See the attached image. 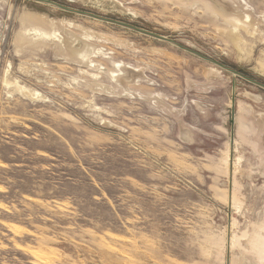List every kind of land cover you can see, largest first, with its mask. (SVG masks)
<instances>
[{
    "label": "rangeland",
    "instance_id": "rangeland-1",
    "mask_svg": "<svg viewBox=\"0 0 264 264\" xmlns=\"http://www.w3.org/2000/svg\"><path fill=\"white\" fill-rule=\"evenodd\" d=\"M0 264H264V0H0Z\"/></svg>",
    "mask_w": 264,
    "mask_h": 264
},
{
    "label": "bare ground",
    "instance_id": "bare-ground-1",
    "mask_svg": "<svg viewBox=\"0 0 264 264\" xmlns=\"http://www.w3.org/2000/svg\"><path fill=\"white\" fill-rule=\"evenodd\" d=\"M75 40V39H74ZM77 43V42H76ZM71 44V43H70ZM66 45V44H65ZM68 45H69V43H68ZM73 47V46H72ZM75 49V48H74ZM74 49H72V51H74ZM84 50V48H79V49H77L76 48V50H75V54H80L82 51ZM131 71V70H130ZM124 79V78H123ZM122 82V81H121ZM127 83V82H126Z\"/></svg>",
    "mask_w": 264,
    "mask_h": 264
},
{
    "label": "trees",
    "instance_id": "trees-1",
    "mask_svg": "<svg viewBox=\"0 0 264 264\" xmlns=\"http://www.w3.org/2000/svg\"><path fill=\"white\" fill-rule=\"evenodd\" d=\"M240 70V69H239Z\"/></svg>",
    "mask_w": 264,
    "mask_h": 264
}]
</instances>
